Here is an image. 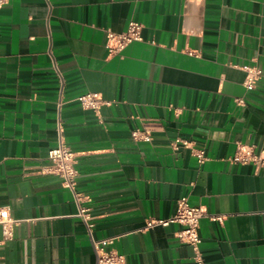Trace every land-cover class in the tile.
I'll use <instances>...</instances> for the list:
<instances>
[{
  "label": "crops",
  "instance_id": "0c3cea01",
  "mask_svg": "<svg viewBox=\"0 0 264 264\" xmlns=\"http://www.w3.org/2000/svg\"><path fill=\"white\" fill-rule=\"evenodd\" d=\"M130 21L141 41L109 54L106 30ZM87 93L97 114L77 102ZM58 127L79 202L48 161ZM237 143L264 150V0L0 7V207L16 221L0 226V264H96L80 210L125 264H196L178 224L148 227L181 198L224 217L199 223L203 264H264V164L230 163Z\"/></svg>",
  "mask_w": 264,
  "mask_h": 264
},
{
  "label": "built area",
  "instance_id": "2783aa9c",
  "mask_svg": "<svg viewBox=\"0 0 264 264\" xmlns=\"http://www.w3.org/2000/svg\"><path fill=\"white\" fill-rule=\"evenodd\" d=\"M9 0H0V7L7 4ZM142 25L130 21L124 32L115 34L110 30H106L107 44L106 49L109 54H117L126 48L129 44L141 41ZM257 73L249 71L247 73V82L245 87L248 91L253 90L257 80ZM77 102L81 109L97 114L100 107L104 104L102 97L96 93H87L77 98ZM240 103V101H239ZM179 146L188 148L187 142L175 141L171 147L178 149ZM192 155L197 159L198 164H202L208 160L201 152L192 150ZM48 161L51 164L52 172L58 176L62 185L68 189L74 196L76 202H79L80 196L75 190V179L77 171L75 169V154L72 152L63 141L62 131L58 127V144L48 153ZM232 164H253L254 166H261L264 164V150L256 153L254 146L236 144L234 155L228 159ZM80 217L83 220L84 226L90 236V242L93 254L95 256L96 264H125L123 256L117 254L112 250H106L107 247L113 244V239L94 240L90 235L91 224L89 218L83 210H80ZM208 218L211 221L221 223L223 216H210L202 207L189 206L186 198H181L177 202L176 212L173 217L168 220L157 222H149L148 227L167 226L168 224H178L181 229L176 232L175 238L178 242L188 244L191 246L196 254L195 263L203 264L199 255V246L201 239L198 234L199 223L202 219ZM16 221L12 220L6 208L0 207V226H2L10 234V230Z\"/></svg>",
  "mask_w": 264,
  "mask_h": 264
}]
</instances>
